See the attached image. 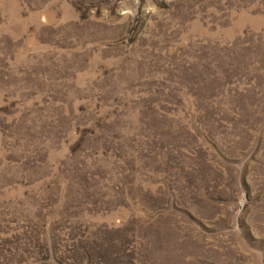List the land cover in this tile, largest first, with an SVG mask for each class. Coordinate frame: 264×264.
<instances>
[{"label": "rangeland", "instance_id": "1", "mask_svg": "<svg viewBox=\"0 0 264 264\" xmlns=\"http://www.w3.org/2000/svg\"><path fill=\"white\" fill-rule=\"evenodd\" d=\"M0 264H264V0H0Z\"/></svg>", "mask_w": 264, "mask_h": 264}]
</instances>
